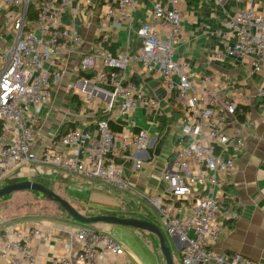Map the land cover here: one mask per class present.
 Listing matches in <instances>:
<instances>
[{
	"label": "built area",
	"instance_id": "2783aa9c",
	"mask_svg": "<svg viewBox=\"0 0 264 264\" xmlns=\"http://www.w3.org/2000/svg\"><path fill=\"white\" fill-rule=\"evenodd\" d=\"M252 3L254 0H240ZM184 0H157L151 23L136 32L141 48L135 54L125 50L117 55L99 52L84 57L81 69L94 72L93 82L111 89V100L106 110L118 105L122 116L135 111L140 105L159 108L160 101L139 89L126 75L131 62L146 71L163 77L165 88L176 91L184 106L182 133L175 151L172 169L164 181L171 199L139 194L166 225L168 234L178 239L183 264H225L226 256L213 249L223 234L224 221L220 219L221 201L217 189L224 184V176L236 170V158L230 153L242 152L245 140L241 134L230 137L227 128L229 115L238 121L246 111L229 96H223L212 86L214 77L204 75L199 81L189 77L190 63L178 57L175 43L182 41ZM104 20L112 33L131 18L136 9L135 0H106ZM70 7H77L83 18L95 15L94 0H3V10L17 9L15 43L0 48V181L13 179L23 166L39 164L87 180L113 184L120 190L130 186L120 167L108 165L110 154L121 155L133 151L132 169L138 172L150 159L148 150L151 135L144 129L132 134L111 131L108 121L98 122V130L90 132L72 129L57 137L53 143L36 152L32 148L41 120V108L52 99L55 84L61 78V55L75 53L85 44L80 27L75 23L63 25L60 16ZM33 13V16L31 15ZM77 15L72 14L73 20ZM228 27L236 34V42L228 46L231 57L256 55L253 72L264 71V14L253 8L239 10ZM159 29L166 31V36ZM109 37V36H107ZM102 61V69L97 68ZM54 66V78L48 72ZM176 79L178 81H176ZM234 92L243 94L240 88ZM258 108L264 115V86L257 92ZM119 101V103H118ZM249 100L244 96V102ZM144 154L143 158H138ZM204 166L207 173H194L191 162ZM229 214L224 220H233ZM4 246L0 264H38L33 247L36 240L49 243L50 233L43 227L5 228ZM77 249L66 244L68 253L56 258L53 264H104L108 259H119L128 250L106 229L80 224L74 232ZM75 251L73 255L71 252ZM75 260V261H73ZM236 264H256L240 254L232 256Z\"/></svg>",
	"mask_w": 264,
	"mask_h": 264
},
{
	"label": "crops",
	"instance_id": "0c3cea01",
	"mask_svg": "<svg viewBox=\"0 0 264 264\" xmlns=\"http://www.w3.org/2000/svg\"><path fill=\"white\" fill-rule=\"evenodd\" d=\"M105 1L94 0L96 11L91 18H83L77 7L68 8L60 16L63 25L76 23L80 27L85 44L77 52L61 55L57 60L62 68L61 78L55 84L52 99L41 108V120L32 148L36 152L41 151L45 146L53 143L65 129L69 131L80 128L96 132L98 122L105 116L114 127L121 129L120 134L128 135L142 129L146 130L152 138V145L148 150L150 159L144 162L140 171L135 172L132 169V150L118 156L110 154L108 165L122 168L130 186L127 192L129 198L125 197L119 216L152 221L153 216L158 214L147 202L140 199L139 194L156 195L165 200L171 199L163 175L167 170L172 169L175 151L182 133L185 110L177 92L168 91L165 88L163 77L146 71L135 62L130 63L126 75L138 84L139 89L158 99L159 108L140 105L132 113L122 116L117 105L114 110L108 112L106 107L111 100V89L95 84L93 77L91 79L80 77L81 72H84V76L94 75V72H85L81 69V61L84 57L101 51L117 55L129 50L131 54H135L141 47L135 32L144 24L151 23L157 0H135L137 7L131 18L112 33L103 17V11L107 8ZM2 4L3 0H0V6ZM243 8H253L264 14V0H254L252 3L240 0H184L181 4L185 17L183 40L176 42L174 47L177 56L190 63V79L199 81L206 74L212 75L214 77L212 86L219 94L234 99L246 111L242 122L238 121L234 115H229L230 124L227 133L230 137L241 134L245 140V148L242 152L230 151L236 158V170L224 176L223 186L216 191L222 204L220 219L224 221V228L221 239L211 249L226 256L225 264H236L232 260L235 254H240L256 264H264V115L258 108L259 100L256 97V92L264 86V71L253 72V63L258 59L256 55L231 57L226 53L228 46L233 45L237 40L236 34L228 27V24ZM16 13L17 9L3 10L1 13V49L15 43ZM72 14L77 15L76 21L73 20ZM159 31L163 36L167 35L165 30L159 29ZM102 66V61L99 60L97 68L102 69ZM1 69L0 62V72ZM48 72L54 78L56 68L48 66ZM235 88L242 89L244 93L242 95L235 93ZM73 93L77 94L82 101L78 112L71 109L70 98ZM244 96L249 100L247 103L244 102ZM111 131L115 132L113 129ZM143 157L144 154L138 155V158ZM190 170L194 173H207L206 168L196 161L190 163ZM70 177L71 175L66 176L55 170L33 164L18 169L13 180L15 182L48 180L53 183ZM81 179H84V185H82L84 190L93 189L92 186L95 184L87 182L85 178ZM105 185L118 188L113 184ZM55 192H58L85 216L105 213L103 211L105 207L97 206L86 198L77 199L82 203L73 201L72 198H75H71L66 190H61V186ZM82 204L92 206L93 209H88L92 211L82 210ZM137 205L143 206L144 210ZM229 214H236L237 217L233 220H224ZM37 226L43 227L51 236L49 243L41 240L33 243L38 264H53L56 258L68 253L66 244H72L74 250L77 249L74 232L79 224L71 219H12L0 213V251L4 246L1 233L5 228ZM97 227L105 228L103 224ZM175 246L179 252V244ZM74 253L75 251H72L71 255ZM74 264L77 263L74 262ZM104 264H135V260L133 254L128 252L125 257L117 260L108 259Z\"/></svg>",
	"mask_w": 264,
	"mask_h": 264
},
{
	"label": "rangeland",
	"instance_id": "374dc122",
	"mask_svg": "<svg viewBox=\"0 0 264 264\" xmlns=\"http://www.w3.org/2000/svg\"><path fill=\"white\" fill-rule=\"evenodd\" d=\"M37 166H41L45 169L47 168L55 170L58 173L65 174L64 172L53 167H46L39 164H37ZM69 175H71V177L65 180L63 179V181L51 183L48 180H44V182L36 180V182L40 181L39 183L44 184L48 189L54 192L57 191L58 187L61 186V190H66L67 194L71 198H75H72V200L77 203H82L77 199L86 198L87 200L92 201V203L97 206L100 205L102 207H105V209L103 210L105 213L121 215L119 214V210L122 208L123 203L125 202V197L127 196L129 198L127 194L128 191L125 192L123 190H120L119 188L116 189L107 186L105 185L106 183L102 184L103 182L95 183L86 180L87 182L95 184L94 186H92V190L87 191L82 188V185H84V179L76 177V175L73 174ZM12 181L14 180H1L0 186H5ZM56 193L59 194L58 192ZM82 206L85 208L84 209L82 207V210H87V212L92 211L88 210L89 208L93 209L92 206L84 204H82ZM138 207L144 210L143 206ZM0 213L8 215L12 219H71L75 221L60 206V204L53 202L52 200L46 198L44 195L30 191L14 193L8 198H2L0 200ZM151 220L157 226H159L164 233L167 245L170 247L175 264H183L178 249L176 248L172 237L166 230L164 221L161 220L158 216H153ZM75 222L79 225L82 224L77 221ZM84 225H87L91 228H98L97 226L100 227L102 224ZM103 225L111 232L112 236L128 250V252H131L133 254L135 264H166L163 254L160 250L159 242L155 235L146 231H142L140 229L121 225Z\"/></svg>",
	"mask_w": 264,
	"mask_h": 264
},
{
	"label": "water",
	"instance_id": "95a60500",
	"mask_svg": "<svg viewBox=\"0 0 264 264\" xmlns=\"http://www.w3.org/2000/svg\"><path fill=\"white\" fill-rule=\"evenodd\" d=\"M25 191L42 194L46 198L52 200L53 202L60 204V206L69 214V216L79 223L88 224V225H96V224L121 225L135 229H140L142 231L151 233L156 236L159 242L160 250L163 254L166 264H175V261L172 256V252L170 250V247L167 245V241L164 233L162 232L161 228L152 221L146 219H139V218H126L116 214H100L95 216H85L82 213H80L68 200L64 199L56 192L48 189L44 184L33 180H25L16 183H9L2 187L0 186V200L14 193L25 192ZM172 239L174 243L177 245L178 239L176 237H173Z\"/></svg>",
	"mask_w": 264,
	"mask_h": 264
},
{
	"label": "trees",
	"instance_id": "16d2710c",
	"mask_svg": "<svg viewBox=\"0 0 264 264\" xmlns=\"http://www.w3.org/2000/svg\"><path fill=\"white\" fill-rule=\"evenodd\" d=\"M31 15L33 16V13H31ZM141 42V41H140ZM142 45V44H141ZM141 48V47H140ZM139 48V49H140ZM139 49L136 51V53L139 51ZM80 77H85L86 79H91L92 77H93V75L92 74H87V75H85L84 76V72H81L80 73ZM71 109L73 110V111H76V112H78L79 110H80V108H81V105H82V101H81V99L79 98V96L77 95V94H72L71 95ZM239 119H240V121L242 122L243 121V117L241 116V117H239ZM100 120H103V121H108V124H109V127H110V129H113L116 133H120V132H122L121 131V129H119V128H116V127H114V125L112 124V122H110V120H108V118L105 116V117H103V118H101ZM68 130H64L61 134H64V133H66ZM10 183H16L15 181H12V182H10ZM36 193V192H35ZM39 194V193H38ZM42 195V194H41ZM11 195H9V196H7V197H5V198H8V197H10ZM104 214H110V213H104ZM100 215V214H99ZM95 216V215H94ZM150 221V220H149Z\"/></svg>",
	"mask_w": 264,
	"mask_h": 264
}]
</instances>
